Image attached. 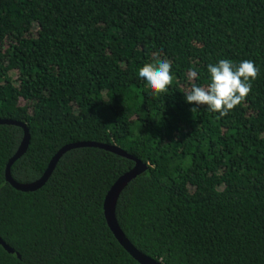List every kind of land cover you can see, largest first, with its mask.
<instances>
[{
    "label": "trees",
    "instance_id": "obj_1",
    "mask_svg": "<svg viewBox=\"0 0 264 264\" xmlns=\"http://www.w3.org/2000/svg\"><path fill=\"white\" fill-rule=\"evenodd\" d=\"M251 60V91L226 115L188 103L208 65ZM167 60L153 92L139 69ZM0 119L24 123L10 167L39 179L63 146L116 145L147 164L118 197L117 223L162 264H264V0H0ZM23 129L0 124V264H139L103 201L134 162L65 152L31 192L5 179Z\"/></svg>",
    "mask_w": 264,
    "mask_h": 264
},
{
    "label": "clouds",
    "instance_id": "obj_2",
    "mask_svg": "<svg viewBox=\"0 0 264 264\" xmlns=\"http://www.w3.org/2000/svg\"><path fill=\"white\" fill-rule=\"evenodd\" d=\"M210 83L207 87L193 85L186 94L188 103L204 105L213 112L226 115L251 91V81L259 74V68L251 60L235 65L230 59H220L208 65ZM139 78L155 93H163L172 83V65L167 60L157 64H145L139 69Z\"/></svg>",
    "mask_w": 264,
    "mask_h": 264
},
{
    "label": "water",
    "instance_id": "obj_3",
    "mask_svg": "<svg viewBox=\"0 0 264 264\" xmlns=\"http://www.w3.org/2000/svg\"><path fill=\"white\" fill-rule=\"evenodd\" d=\"M0 124H11L20 126L23 129V137L20 142V145L13 156L8 160V163L5 168V179L6 181L16 190L23 191V192H31L39 189L41 186L45 184L48 180L49 176L51 175L57 161L59 158L67 151L79 148V147H95L99 149H103L106 151H110L114 154H117L121 157L130 159L134 162V166L128 172L122 174L118 179L111 185L109 190L107 191L104 201H103V213L109 227L110 231L116 238V240L120 243V245L125 249V251L139 264H162L160 261L152 259L151 257L143 254L137 248H135L131 242L127 239L125 234L120 229L116 215H115V207L118 200L119 195L124 190V188L137 176H139L142 172L147 169V164L142 163L136 157L126 153L121 148L117 147L116 145L110 144H102L97 142H76L71 143L63 146L60 148L57 153L51 158L49 161L47 168L43 172L42 176L29 183H19L15 181L10 173V167L14 163L15 160L20 158L26 151V148L29 143V131L28 128L24 123L7 120V119H0ZM0 245L8 252L13 253V249L10 248L4 241L0 239Z\"/></svg>",
    "mask_w": 264,
    "mask_h": 264
}]
</instances>
